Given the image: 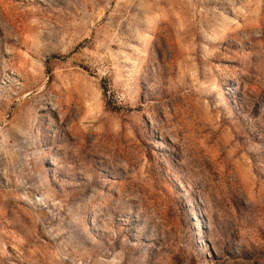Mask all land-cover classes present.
<instances>
[{
  "label": "rangeland",
  "instance_id": "rangeland-1",
  "mask_svg": "<svg viewBox=\"0 0 264 264\" xmlns=\"http://www.w3.org/2000/svg\"><path fill=\"white\" fill-rule=\"evenodd\" d=\"M0 264H264V0H0Z\"/></svg>",
  "mask_w": 264,
  "mask_h": 264
}]
</instances>
